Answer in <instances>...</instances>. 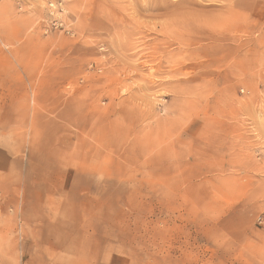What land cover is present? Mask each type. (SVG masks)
Wrapping results in <instances>:
<instances>
[{
  "label": "rangeland",
  "instance_id": "obj_1",
  "mask_svg": "<svg viewBox=\"0 0 264 264\" xmlns=\"http://www.w3.org/2000/svg\"><path fill=\"white\" fill-rule=\"evenodd\" d=\"M0 153V264H264V0H0Z\"/></svg>",
  "mask_w": 264,
  "mask_h": 264
},
{
  "label": "crops",
  "instance_id": "obj_2",
  "mask_svg": "<svg viewBox=\"0 0 264 264\" xmlns=\"http://www.w3.org/2000/svg\"><path fill=\"white\" fill-rule=\"evenodd\" d=\"M0 155L3 156V157H5V153H0ZM3 157H1V158H3Z\"/></svg>",
  "mask_w": 264,
  "mask_h": 264
}]
</instances>
